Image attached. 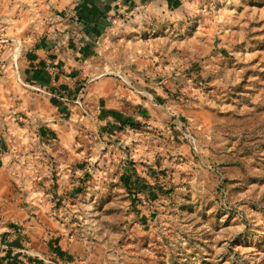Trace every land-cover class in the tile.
<instances>
[{
  "label": "rangeland",
  "instance_id": "1",
  "mask_svg": "<svg viewBox=\"0 0 264 264\" xmlns=\"http://www.w3.org/2000/svg\"><path fill=\"white\" fill-rule=\"evenodd\" d=\"M55 1L0 0V234L14 235L0 254L264 264V0L117 9L62 101L41 105L16 74L58 25ZM89 72L120 80V99L111 81L93 95Z\"/></svg>",
  "mask_w": 264,
  "mask_h": 264
},
{
  "label": "crops",
  "instance_id": "2",
  "mask_svg": "<svg viewBox=\"0 0 264 264\" xmlns=\"http://www.w3.org/2000/svg\"><path fill=\"white\" fill-rule=\"evenodd\" d=\"M152 4L153 0H56V14L68 15L69 18L63 24L53 27L54 30H50L46 35L45 42L42 40L34 49L28 50L24 54L16 74L17 77L23 82L24 87L29 89L31 95L41 102V105L47 103L45 95L51 97L50 100L54 102L62 101V98H57L54 91L57 87L67 88L68 82L73 80V77L69 78L71 74L80 73L85 60L95 56L93 50L104 44L102 35L108 32L110 19L119 13L129 12L128 14H130L134 9L146 8ZM117 9H121V12L116 13ZM84 70H86L85 67L82 72ZM89 74L95 76L92 72ZM104 76L92 78L91 82H95V84L91 86V90H88L96 97L102 98V94H94V88H102L108 84L107 81H111L115 92L112 91L113 93L108 96L120 99L117 92L121 90L122 82L118 79H104ZM9 81L11 82V80ZM145 94L150 101L153 100L152 95ZM1 158L0 154V169L3 162ZM3 171L0 170V179L7 181V177L2 174ZM1 218L0 231L4 227ZM9 232L11 230L4 228V233L0 234V247L10 246L11 243L7 241L10 238L14 240L13 233L8 235ZM5 255L7 253L0 254V257ZM12 256L14 255L12 254L11 258Z\"/></svg>",
  "mask_w": 264,
  "mask_h": 264
},
{
  "label": "built area",
  "instance_id": "3",
  "mask_svg": "<svg viewBox=\"0 0 264 264\" xmlns=\"http://www.w3.org/2000/svg\"><path fill=\"white\" fill-rule=\"evenodd\" d=\"M68 18V15L56 14L53 20L57 24H63Z\"/></svg>",
  "mask_w": 264,
  "mask_h": 264
},
{
  "label": "trees",
  "instance_id": "4",
  "mask_svg": "<svg viewBox=\"0 0 264 264\" xmlns=\"http://www.w3.org/2000/svg\"><path fill=\"white\" fill-rule=\"evenodd\" d=\"M11 257V255H9L8 253H7V255L6 256H3L2 257V259H0L1 261H3V262H5V261H7V264H14V259L13 258H11L10 259V257ZM13 262V263H12Z\"/></svg>",
  "mask_w": 264,
  "mask_h": 264
}]
</instances>
